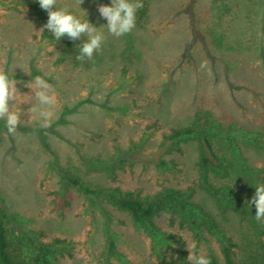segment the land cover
I'll return each mask as SVG.
<instances>
[{
    "label": "rangeland",
    "instance_id": "rangeland-1",
    "mask_svg": "<svg viewBox=\"0 0 264 264\" xmlns=\"http://www.w3.org/2000/svg\"><path fill=\"white\" fill-rule=\"evenodd\" d=\"M23 1L0 0V70L14 75L21 95H32L25 85L43 77L54 89L55 116L44 128L37 113L28 114L33 105L22 104L27 97L12 106L27 128L14 135L0 128V203L28 227L67 238L76 258L84 261L103 232L83 195L72 190L65 204L51 194L60 171L71 167L95 185L154 193L167 174L157 166L162 131L213 114L264 132V0H141L135 28L121 37L108 33L98 12L111 0H57L56 8L86 16L105 36L90 69L87 59L77 68L56 65V47L33 38L47 11L37 0ZM155 120L163 130L148 129ZM92 132L102 139L92 142ZM187 151L180 161L191 168ZM116 217L110 222L131 264H152L149 241Z\"/></svg>",
    "mask_w": 264,
    "mask_h": 264
},
{
    "label": "trees",
    "instance_id": "trees-1",
    "mask_svg": "<svg viewBox=\"0 0 264 264\" xmlns=\"http://www.w3.org/2000/svg\"><path fill=\"white\" fill-rule=\"evenodd\" d=\"M79 19L86 21L87 17ZM33 38L56 47V65L74 68L80 66L76 57L88 39L85 35L73 42L65 36L58 41L46 29ZM99 62L94 54L85 68ZM0 128L7 129L5 120L0 119ZM148 129L163 130L156 120ZM161 135L159 146L163 156L170 158L161 156L157 164L167 174L154 193L95 185L71 167L59 172V189L51 194L63 198L65 204L72 190L83 195L87 213L97 212L95 220L103 232L97 247L87 249L84 261L70 251L67 238L28 227L22 215L7 211L0 203V264H131L121 250L122 234L110 222L119 215L149 241L152 264H189L190 250L206 256L211 264H264V223L255 220L256 207L249 203L255 187L264 184V165H253L247 155L251 151L264 159V132L207 114L203 121L170 127ZM102 137V133L90 135L92 142ZM189 149L192 167L186 168L180 158ZM118 222L127 225L124 220Z\"/></svg>",
    "mask_w": 264,
    "mask_h": 264
},
{
    "label": "clouds",
    "instance_id": "clouds-1",
    "mask_svg": "<svg viewBox=\"0 0 264 264\" xmlns=\"http://www.w3.org/2000/svg\"><path fill=\"white\" fill-rule=\"evenodd\" d=\"M37 2L41 9L48 13V21L41 30H48L58 41L65 36L73 42L80 40L82 36L88 37L81 46L80 54L76 57L77 60L91 61L94 54L101 50L105 36L98 31L99 28L89 23L88 19L82 21L70 13L67 8H56L57 0H37ZM77 2L80 6L83 0H77ZM142 7L141 0H111V6L99 5L98 12L101 18L107 20L108 33L115 37H121L135 28L136 13ZM18 83L19 81L14 78V75L10 78L5 71L0 70V119L5 120L8 134L14 135L20 125L21 113L14 111L12 107L18 102V97H27L28 99L22 104L31 103L33 105L28 110V114L31 116L32 113H37L41 120V127H50L55 116L56 105L53 86L43 77L36 76L34 80L25 85L31 89L32 95H21L16 87ZM249 203L256 207L255 220L264 223V184L255 187V196ZM192 248H195V244L192 245ZM187 261L189 264H211L206 256L196 255L191 250Z\"/></svg>",
    "mask_w": 264,
    "mask_h": 264
}]
</instances>
